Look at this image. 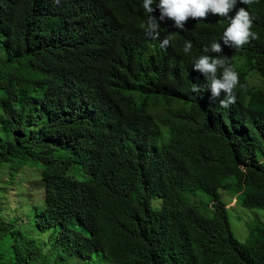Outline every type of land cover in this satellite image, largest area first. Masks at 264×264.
Here are the masks:
<instances>
[{
    "label": "trees",
    "instance_id": "1",
    "mask_svg": "<svg viewBox=\"0 0 264 264\" xmlns=\"http://www.w3.org/2000/svg\"><path fill=\"white\" fill-rule=\"evenodd\" d=\"M241 7L258 38L234 49L212 14L153 40L143 0H0V171L36 167L42 196L23 223L0 196V264H264V226L240 243L221 201L264 211V84L243 85L264 81V0ZM213 42L239 74L227 109L193 70ZM30 223L52 231L51 255Z\"/></svg>",
    "mask_w": 264,
    "mask_h": 264
},
{
    "label": "clouds",
    "instance_id": "2",
    "mask_svg": "<svg viewBox=\"0 0 264 264\" xmlns=\"http://www.w3.org/2000/svg\"><path fill=\"white\" fill-rule=\"evenodd\" d=\"M238 3L250 5L253 0H158L155 7H153V0H143V9L150 14L147 19L146 33L151 39L158 40L161 36V22L171 20L177 29L184 31L189 19L206 20L209 14H212L227 18L229 22L223 32V45L240 49L250 40L258 37L251 30L253 17L248 10L241 7L235 11L234 16L230 15ZM157 9L159 17L152 15ZM169 43L170 36H165L160 46L166 48ZM192 47V41H187L184 45V53H189ZM203 52L216 55H200L193 62V70L205 77L213 100L224 94V98L219 99V107L227 109L236 103L237 97L234 90L240 82L239 74L233 67L226 65L225 61L228 58L222 55L223 48L220 43L213 42L210 47H205ZM218 69H223L220 76H217ZM192 91L200 92L201 89L193 85Z\"/></svg>",
    "mask_w": 264,
    "mask_h": 264
},
{
    "label": "rangeland",
    "instance_id": "3",
    "mask_svg": "<svg viewBox=\"0 0 264 264\" xmlns=\"http://www.w3.org/2000/svg\"><path fill=\"white\" fill-rule=\"evenodd\" d=\"M245 63L246 62L242 58L236 59V65H238L239 69L247 72ZM20 84L24 90L31 89L28 80L24 78L20 79ZM263 84L264 81L262 77L253 71L248 72V79L243 82V85L251 88H261ZM174 107L172 111H176L178 106ZM154 115L157 116L155 113ZM172 115L173 113L170 112L168 115H165V118ZM36 174L39 177V170L36 169V167L30 166H25L19 173L14 170L13 177H11L9 171L5 168L0 171V196L2 198L4 197V199L5 195L9 196L8 201L3 200L5 202L3 206L4 208L7 207L8 202H10V217L18 223L25 222L27 220L26 218L31 215V209L35 205L39 206V202L42 201V196L40 192L37 191L38 187L33 183V180L37 177ZM78 178H81V176H78ZM221 201H224L229 208L232 232L240 243H245L249 225L264 226L263 210L243 208L232 199L230 194L225 192H221ZM209 202L211 203L210 197L206 196L203 204H209L210 206ZM151 205L153 208H159L162 206V201L160 199H153ZM203 206H201L200 209L204 212L205 208ZM20 213H22V215ZM26 228L27 235L34 239L46 253L51 255L53 248L52 231H39L33 223L26 224L24 230ZM68 264L84 263L74 261Z\"/></svg>",
    "mask_w": 264,
    "mask_h": 264
}]
</instances>
